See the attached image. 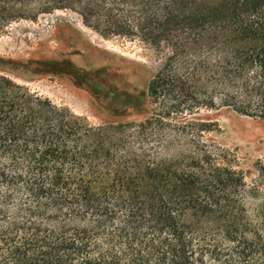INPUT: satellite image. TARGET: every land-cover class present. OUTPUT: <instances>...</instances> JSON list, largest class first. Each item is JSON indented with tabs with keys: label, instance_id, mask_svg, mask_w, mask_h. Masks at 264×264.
<instances>
[{
	"label": "trees",
	"instance_id": "obj_1",
	"mask_svg": "<svg viewBox=\"0 0 264 264\" xmlns=\"http://www.w3.org/2000/svg\"><path fill=\"white\" fill-rule=\"evenodd\" d=\"M67 9L170 46L148 85L160 106L138 128L91 127L0 75V264H264L258 188L193 119L264 120V0H0V29Z\"/></svg>",
	"mask_w": 264,
	"mask_h": 264
},
{
	"label": "rangeland",
	"instance_id": "obj_2",
	"mask_svg": "<svg viewBox=\"0 0 264 264\" xmlns=\"http://www.w3.org/2000/svg\"><path fill=\"white\" fill-rule=\"evenodd\" d=\"M170 55L165 42L103 36L77 9L17 18L0 29V75L91 127L138 128L152 118L160 105L148 85ZM184 115L168 120L183 123ZM193 119L212 125L206 139L231 152L247 186L258 188L247 200L255 214L264 203V120L227 108L198 110Z\"/></svg>",
	"mask_w": 264,
	"mask_h": 264
}]
</instances>
